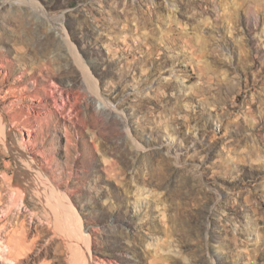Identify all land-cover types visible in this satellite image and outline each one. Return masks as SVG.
<instances>
[{
  "label": "rangeland",
  "instance_id": "1",
  "mask_svg": "<svg viewBox=\"0 0 264 264\" xmlns=\"http://www.w3.org/2000/svg\"><path fill=\"white\" fill-rule=\"evenodd\" d=\"M1 116L0 264H264V0H0Z\"/></svg>",
  "mask_w": 264,
  "mask_h": 264
},
{
  "label": "bare ground",
  "instance_id": "2",
  "mask_svg": "<svg viewBox=\"0 0 264 264\" xmlns=\"http://www.w3.org/2000/svg\"><path fill=\"white\" fill-rule=\"evenodd\" d=\"M74 52H75V50H74ZM76 59H77V62L79 63V66L81 67L83 73L87 77L89 75V70L87 69L86 64H84V62L82 60H80L81 58L78 59L76 57ZM87 83L93 84L95 91L98 90L96 81H93L90 78V76L87 77ZM3 117L2 116L0 117L1 128H4L3 129L4 131H8V128L6 126L7 125L6 120H4L5 118H3ZM31 172H32V170H31ZM24 174H26V173H24ZM43 176H44L43 178H46L45 175H43ZM46 179L48 181V178H46ZM36 181L38 182V185L40 188L42 186L46 187L45 189L42 188V194L41 195H42V197L45 198L42 200V202L44 203V206L46 208L47 221L49 223L54 224L55 227L59 228L60 227V221H58V219H60V212L66 213L68 220H70V222H68V225L65 227L64 232L67 235V237L69 238V240L72 242L71 245L76 250V252H75V253H77L76 255L81 256L82 255L81 253H83L85 247H86L87 255H90V248L88 247L89 245H87L88 240L85 241V239H83V236H84L83 233L80 232V230L83 229V226H82L83 223H82L81 219L75 214L76 213L75 209L65 200H62L60 202L56 201V198L60 197V193L56 187H54L53 185H50V184H45L43 182V181H45L44 179H36ZM48 187L50 188V190H48V192H47ZM11 210H12V208L9 207V210L7 211L8 214L6 216L8 219H9V214L11 213ZM14 231H15V235H16V229H14ZM3 248H4V251L6 252V256H7L8 260L10 262H13V261H15L16 257L18 256V253L21 251V244L14 243L12 241V239L10 238L9 240L6 241V245L3 244ZM74 256H75V254H74ZM77 264H80V262L78 260H77Z\"/></svg>",
  "mask_w": 264,
  "mask_h": 264
}]
</instances>
